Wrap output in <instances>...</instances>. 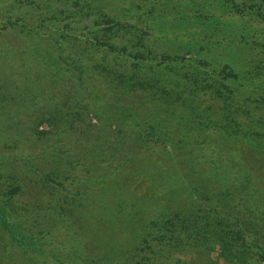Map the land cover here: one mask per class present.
Returning <instances> with one entry per match:
<instances>
[{"label": "rangeland", "instance_id": "1", "mask_svg": "<svg viewBox=\"0 0 264 264\" xmlns=\"http://www.w3.org/2000/svg\"><path fill=\"white\" fill-rule=\"evenodd\" d=\"M187 2L189 6H185L184 0H0V12L23 8L32 11L35 16L57 14L55 19L60 21L53 20L52 23L61 34L57 35V40L65 48L61 57L55 51L57 58L53 54L54 62L47 55L42 58L44 72L49 71L50 78L53 77L51 68H60L62 74L61 81L46 82L43 86L36 83L37 76L33 77L38 73V57L23 49L24 45L27 46L26 42L16 45L17 49H9V59L0 63V74L6 77L5 85H0L2 100L11 91L23 97L31 95L33 103L40 107L46 103L50 107V115L55 116L43 119L41 115L34 120L25 117V121L19 124L22 128L5 124L0 116V192L15 187L14 182L4 184L7 174L15 172L21 179L23 167H31L30 164L21 165L23 160L20 155H33L34 164L56 172L62 179L64 177L67 185L70 184L75 172H67L63 165L50 164L46 156H41L43 149L47 151L55 143L61 145L65 152L69 151V144L75 138L67 134L75 128L87 131L93 139L99 138L97 135L104 139L106 135L113 146H118L121 141L129 143L132 135L128 131L139 127L135 124L137 122L144 128L145 136H150L147 124L158 127L163 144L157 148L161 151L157 158L163 156L164 160L163 170L158 162L153 161L151 147L154 144H150L145 146L146 152L138 154L143 161L134 164L130 174L128 172L132 175L128 176L130 193H137L138 196L130 194L127 198L138 210L147 209L149 204L157 206L158 203L176 210L189 205L185 201L190 190L186 188L195 178V186L202 182L198 174L193 178L196 169L194 158L199 144L205 146L206 154L214 159L223 155V150L229 151L224 157L230 170L222 172L223 176H229L230 181L231 170L242 167L245 162L252 164L251 173H255V177L246 174L247 177L264 180V145H256V142L264 143V123L259 125L264 120V106L253 112L248 106H259L263 97L256 90L253 91L255 93L250 89L244 91L247 86L254 88L255 68L251 64L256 59V50L253 53L245 48L246 43L256 42V38L247 35L243 26L232 24L228 15L217 9L214 19L211 15L205 16L206 11L195 17L193 1ZM48 32L50 30L46 36ZM46 36L40 43L48 42ZM120 49L129 55L130 61L125 62ZM216 60H222V65L226 63L228 67L222 71L206 72ZM76 61L81 65L76 66ZM117 61L123 62L119 70L115 66ZM143 65L148 69L145 70ZM19 75H26L28 79ZM213 82H216L214 87L211 85ZM42 108L39 112L47 111V108ZM171 108L176 109L178 114L169 115L167 109ZM127 109L131 115L124 117L122 111ZM179 111L184 117L179 116ZM198 112L213 119H222L229 126L219 129L197 126L195 115ZM58 120L67 126L65 136L58 133V129L64 128L57 125ZM246 126H254L256 142L250 143L239 133ZM35 127L40 131L47 130V133L37 134ZM119 133H127V136L123 139L115 137ZM74 145L78 147L77 143ZM25 174L22 188L20 186L13 192L22 212L27 215L35 202H38L37 205L42 203V197L37 195L38 182L33 179L34 176L30 179ZM239 188H236L237 195L242 197L239 208L247 215L251 213L249 218L256 222V205L264 204L257 196H247L251 190L245 195L238 191ZM68 189L71 190V187ZM191 200V204L203 205L199 206L200 212L208 208L201 192L192 191L188 201ZM250 205L254 210L252 212ZM99 213L98 203L93 201L88 209L79 210L71 216V220L81 227L84 219L91 218L96 222ZM123 215L125 218L121 220L128 222L127 213ZM109 218L101 222L100 236L104 235L107 241L111 240L107 236H112L114 245L118 246L116 251L123 250L121 239L124 238L127 239L124 247L132 249L136 233L124 231L125 235L122 234L116 218ZM85 232L93 234L89 227ZM99 233L94 232L95 244L102 249L97 238ZM8 238V232L0 228V240L8 242ZM71 239L65 237L64 242L70 243ZM247 256H251L250 264H264L259 259L260 253ZM212 258H217L216 251ZM36 264L42 262L36 261Z\"/></svg>", "mask_w": 264, "mask_h": 264}, {"label": "trees", "instance_id": "2", "mask_svg": "<svg viewBox=\"0 0 264 264\" xmlns=\"http://www.w3.org/2000/svg\"><path fill=\"white\" fill-rule=\"evenodd\" d=\"M184 1L185 6L190 5L187 0ZM192 1L195 17H199L203 11H206L205 16L211 15L210 17L214 19L217 9L219 12H225L230 21H233L232 24L243 26L247 35H253L251 37L256 38V42L253 39L254 41L250 40L253 42L246 43L245 48L253 53L256 50V59H253L251 64L255 68L253 73L255 81L252 83L254 88L247 86L244 91L256 90V93L263 97L259 106L248 105L253 109L252 112L262 108L264 106V0H189V2ZM54 14L35 16L32 11L23 8L0 12V63L9 59V49H17L16 45L26 42L27 46L23 44V49L31 51L38 57L36 66L38 73L33 77L37 76L36 83L41 86L46 82L49 84L53 81L59 82L62 78L58 67L51 68L54 80L50 78L49 71L44 72V62H42V58H46V55L54 62L55 51L61 57L65 50L60 40H57V35L61 36V34L56 31L52 22L60 20L55 19L57 14ZM250 23L252 24L249 25ZM247 28L252 31H247ZM48 30L50 33L48 32L46 36ZM45 36L48 37V42L40 43L44 41ZM242 36L245 35L242 34ZM56 40L57 44H55ZM119 53L124 56L125 62L130 61L129 55L121 49ZM132 58L139 57L132 56ZM121 64L123 62H115L118 70ZM59 65L56 64V66ZM75 65L81 64L76 61ZM211 65L212 67L206 72L211 73L219 69L222 71L228 67L226 63L222 65V60H216ZM143 66L145 70L148 69L145 65ZM19 77L28 79L26 75H19ZM5 80L6 77L0 74V85H5ZM215 84L216 82H213L211 85L214 87ZM21 85L27 87L24 83ZM1 95L2 92L0 93V116L5 124H15L18 128H22L19 124L25 121V117L31 120L41 115L43 119L55 117L50 115V107L46 103L41 107L33 103L34 98L31 95L26 94L23 97L16 91H11L4 96L3 100ZM42 107L47 108V111L39 112ZM129 111V109L126 112L122 111L123 116H130L131 111ZM167 113L178 114V111L171 108L167 109ZM179 116L184 117L181 111ZM195 118V124L204 126L205 129L229 126L224 124L222 119H213L199 112L196 113ZM142 123L144 125V122ZM263 123L262 119L259 125ZM135 124L139 127L135 126L128 131L132 135L129 143L121 141L118 146L117 144L113 146L106 135L104 139H101L99 135H97L99 138L93 139L87 131H77L76 128L67 134V126L58 120L57 125L64 127L62 130L58 129V133H64V136L65 134L73 135L75 139L69 144L70 149L67 152L61 145L57 146L54 143L47 151L43 149L41 156H46V161H50V164L63 165L69 173L75 172V177L68 185L63 180L64 177L62 179L56 172L42 169L34 164L33 155L19 156L23 160L21 165L30 164L31 167L22 166L21 179L15 172L7 174L4 178V184L8 185L12 182L16 184L14 189L0 192V228L3 231L6 230L9 237L8 242L0 240L3 244L0 245V264H36V261H41L42 264H221V261L222 264H250L251 256L247 255L256 253H260L259 259L264 262V206H260V203L256 205L257 217L254 218L256 222L253 221L249 218L251 213L247 215L239 208L242 197L240 194L237 195L236 190L240 187L238 191L245 195L251 190L247 196L249 198L257 196L262 205L264 204V180L259 178L254 180L255 173H251L253 170L250 169L252 164L245 162L242 163V167L233 168L230 172L232 173V181H230L229 176H223L224 172H222V170L225 172L230 170L226 167L224 157L229 151L223 150V155L220 154L214 159L206 154L207 148L199 144L196 147L199 151L194 158L196 169L193 172L195 173L193 178L198 174L202 182H198L199 185L195 186L193 184L197 182L195 178L188 189L186 186L185 188L187 191L190 190L187 194L188 199L192 196V191L201 192L208 208L200 212L199 206L202 204H191L193 200L189 202L186 199L185 202L189 205L186 204V207L177 210L160 203L153 207L149 204L147 209L138 210L136 205L127 198L130 194L138 196L137 193H130L128 176L132 175H128V172L130 174L134 164L143 161H140L138 154L140 151L146 152L145 146L150 144H154L151 147V152L154 153L153 161L158 162L163 170L164 160L163 156L157 158L161 152L157 151V148L163 144L158 127L152 123L147 124L150 136H145V130L141 128V124L139 122ZM132 125L130 127H133ZM34 132L42 134L47 133V130L40 131L35 127ZM239 133L243 139L248 138L247 141L250 143L256 142L254 126H246L240 129ZM126 136L127 133H119L115 137L123 139ZM80 139L82 141L78 143ZM75 143L78 147L74 145ZM261 144L264 145V143L256 142V145ZM212 170L217 176L212 174ZM24 172L30 179L34 176L33 179L38 182L37 195L42 197V203L38 205V202L34 204L32 200L34 206L27 215L22 212L13 192L20 186L22 188ZM241 172L244 173L241 174ZM246 174H252L253 177H247ZM7 179L11 182L9 183ZM146 179L149 180V178ZM70 187L71 190L68 189ZM93 201L98 203L99 219L96 222L91 218L84 219L81 227L75 224L71 216L79 210L88 209ZM249 207L251 212L254 211L251 205ZM124 213H127L128 222L122 221L125 218ZM109 217L116 218L121 225L119 231L122 234L124 231L136 233L135 245L132 249L124 247L127 241L124 238L121 239L123 250L116 251L115 247L117 249L118 246L114 245L112 236H107L110 237V241H107L104 235L100 236L99 230L102 228L100 224L105 218L110 219ZM87 227L92 228L93 234H86ZM94 232L99 233L97 238L102 249H99L100 245L95 244ZM129 235H127L128 238ZM65 237L72 238L70 243L64 242ZM214 251L217 252L216 259L212 258Z\"/></svg>", "mask_w": 264, "mask_h": 264}]
</instances>
